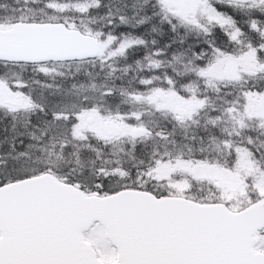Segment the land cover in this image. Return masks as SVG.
I'll return each mask as SVG.
<instances>
[{
	"label": "snow or ice",
	"instance_id": "1",
	"mask_svg": "<svg viewBox=\"0 0 264 264\" xmlns=\"http://www.w3.org/2000/svg\"><path fill=\"white\" fill-rule=\"evenodd\" d=\"M0 264H264V0H0Z\"/></svg>",
	"mask_w": 264,
	"mask_h": 264
}]
</instances>
